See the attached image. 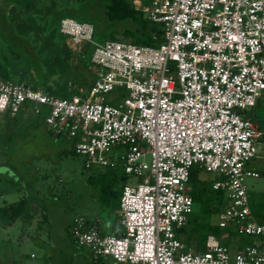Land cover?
<instances>
[{
  "label": "built area",
  "instance_id": "2783aa9c",
  "mask_svg": "<svg viewBox=\"0 0 264 264\" xmlns=\"http://www.w3.org/2000/svg\"><path fill=\"white\" fill-rule=\"evenodd\" d=\"M161 31L157 45L126 39L92 41V25L69 17L58 31L92 45L93 81L68 98L0 77V114L41 115L49 130L71 140L83 167H112L140 182L123 184L120 234H102L76 215L68 229L92 257L128 264H264V223L255 221L244 178L264 132L239 112L264 90V0H132ZM114 86L125 95L105 101ZM44 112L43 114H41ZM147 154L149 160H143ZM217 176L214 191L227 205L217 215L224 232L205 236L204 249L185 250L177 238L191 213L188 171ZM253 237L230 253L221 240Z\"/></svg>",
  "mask_w": 264,
  "mask_h": 264
},
{
  "label": "rangeland",
  "instance_id": "374dc122",
  "mask_svg": "<svg viewBox=\"0 0 264 264\" xmlns=\"http://www.w3.org/2000/svg\"><path fill=\"white\" fill-rule=\"evenodd\" d=\"M33 1L35 9L12 0H0V77L38 89L53 98H68L79 89L86 91L94 77V66L89 59L92 45L84 40L72 42L69 36L58 32L50 14H42L38 9L52 1L58 12L56 15L94 24L102 20L99 7H103L106 0ZM139 2L146 3L142 0ZM99 31L98 38H92L96 43L102 41L100 38L104 30L101 28ZM157 44L158 41L154 45ZM123 95L124 89L114 86L104 98L110 101ZM256 100L254 107L244 109L239 114L249 118L261 131L264 130V91ZM262 143L257 139L256 155L246 163L258 171V177L244 178L253 218L264 210V206H261V203L264 204ZM143 160H149L147 154ZM103 171H106V167L85 169L83 157L71 151V140L64 133L56 137L41 115L18 111L12 119L0 118V206L16 201L22 195L20 189L24 188L30 206L38 209L43 205L46 207L47 202L54 198L57 201L74 194L77 181L85 182L88 176ZM118 173L117 169L107 174ZM35 177L36 180H33ZM200 177L206 190L199 202L192 203L186 230L182 234L177 233L183 248L192 252L204 249L203 240L209 233L208 227L217 224V215L228 202L224 191L210 189L211 182L217 178L214 172L202 170ZM10 179L16 180L15 185ZM140 181L138 177L125 175L123 182L134 185ZM123 182L117 180L112 184V189L119 190ZM91 192L94 194L93 189ZM112 203L102 206L101 211L87 223L93 224L98 231L111 234V228H117V213ZM40 219L35 212L28 224L18 218L5 230L1 229L0 259L8 261L12 257L15 264L17 261L21 264H55L53 246L47 235L48 224ZM217 230L220 234L224 232L220 228ZM228 238L234 240L233 244H228L230 253L253 240V237L244 235H229ZM76 253L91 256L87 248L78 245L68 255L73 259ZM97 263L112 264L114 261L107 257L99 259Z\"/></svg>",
  "mask_w": 264,
  "mask_h": 264
},
{
  "label": "trees",
  "instance_id": "16d2710c",
  "mask_svg": "<svg viewBox=\"0 0 264 264\" xmlns=\"http://www.w3.org/2000/svg\"><path fill=\"white\" fill-rule=\"evenodd\" d=\"M12 1L21 4L23 6L30 7L32 9L36 8L33 0H12ZM142 1L147 2V0H142ZM38 10L42 14H50L55 24H57V28H58L59 20L65 17V16L56 15L58 12H56V9H54V3L52 1L48 5L39 8ZM99 10L101 12L102 20L96 21L94 24L90 23L92 25L91 39L98 38V34L100 32L99 30L101 28L102 30H104L103 35L100 38V40L102 41L122 38L129 40L131 43L136 45H141V44L154 45L157 41L159 42L161 39V31L159 29V26L157 24L150 22L140 10L135 9L133 7L132 0H106V2L103 4V7H99ZM7 118L12 119L13 117H7ZM116 170H117L116 168L106 167V171L96 172L93 176H88L85 181V183L90 187L91 197L100 203L101 208L102 206H107L109 203H112L113 201L112 204L115 206V209L117 210L121 188L119 190L112 189V184L117 180L123 182L125 180V174H123L120 171L118 175L112 174L108 176L107 174L108 171H116ZM202 170L203 169L201 168V166L192 165L188 171L186 192L191 197L192 203L199 202L206 190V186L204 185V180L200 177V172ZM10 180L12 184L15 185L16 180L14 179L13 180L10 179ZM33 180H36V177ZM92 189L94 190V194H92L91 192ZM210 189L212 190L211 186ZM20 190L22 195L16 201L4 203L3 205L0 206V226H6L12 224L14 220L18 218H21L23 221L27 222L30 220L32 214H34L35 212H37L41 217L40 220L46 222L49 226L46 207L43 205L38 209L30 206L29 205L30 199L27 195L24 194V188H21ZM49 197L50 195L47 196L48 199ZM261 206H264V204L261 203ZM254 218L256 221L264 223V210L261 213L255 214ZM187 223L184 227H182L178 231V234L186 230ZM217 228H218L217 225L215 226L210 225L208 227L209 233L207 234H212L218 237L220 235V231L217 230ZM99 232L105 234L101 231ZM111 232L112 235H118L121 233L118 228V225L117 228L112 227ZM47 235L49 237L48 230H47ZM252 241L253 240L251 239L249 244ZM87 256L91 264H98L97 262L99 261V259L102 258L99 256L92 257L88 254ZM72 262L73 259H71L69 255H67L66 264H70ZM0 264H15V261L8 263L0 260ZM16 264H21V263L20 261H17Z\"/></svg>",
  "mask_w": 264,
  "mask_h": 264
},
{
  "label": "water",
  "instance_id": "95a60500",
  "mask_svg": "<svg viewBox=\"0 0 264 264\" xmlns=\"http://www.w3.org/2000/svg\"><path fill=\"white\" fill-rule=\"evenodd\" d=\"M101 211L100 203L90 195V187L84 181L76 182V191L67 198L50 200L46 205L49 220V239L54 250L55 264H66L68 253L75 243L69 233L68 222L73 216L80 215L91 220ZM70 264H91L86 254L76 253ZM112 264H118L114 262Z\"/></svg>",
  "mask_w": 264,
  "mask_h": 264
},
{
  "label": "crops",
  "instance_id": "0c3cea01",
  "mask_svg": "<svg viewBox=\"0 0 264 264\" xmlns=\"http://www.w3.org/2000/svg\"><path fill=\"white\" fill-rule=\"evenodd\" d=\"M264 91V90H263ZM261 94V93H260ZM260 96V95H259ZM259 96L257 97V98H259ZM257 101V100H256ZM256 101H255V104H254V106L256 105ZM253 106V107H254ZM1 117H14V116H7V114H0V118ZM247 118V117H246ZM249 119V118H248ZM254 124V123H253ZM262 132H264V130H261ZM260 140H262V145L264 146V135L260 138ZM257 157V156H256ZM257 171V170H256ZM258 172V171H257ZM26 224H28V222H26ZM8 225H6V226H0V230L1 229H6V227H7ZM221 235V234H220ZM219 235V236H220ZM2 241H3V239H2ZM223 243H225L226 245H228V244H233L234 243V240H233V238H223L222 240H221ZM229 246V245H228ZM13 258L11 257L8 261H5V260H3V259H0L1 261H4V262H8V263H10V261L11 262H13L14 260H12Z\"/></svg>",
  "mask_w": 264,
  "mask_h": 264
}]
</instances>
